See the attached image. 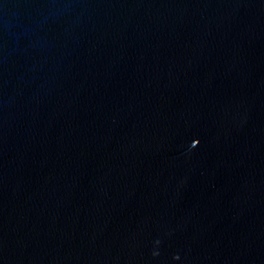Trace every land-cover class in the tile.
I'll return each instance as SVG.
<instances>
[{"label":"water","instance_id":"1","mask_svg":"<svg viewBox=\"0 0 264 264\" xmlns=\"http://www.w3.org/2000/svg\"><path fill=\"white\" fill-rule=\"evenodd\" d=\"M0 264H264V0H0Z\"/></svg>","mask_w":264,"mask_h":264},{"label":"snow or ice","instance_id":"2","mask_svg":"<svg viewBox=\"0 0 264 264\" xmlns=\"http://www.w3.org/2000/svg\"><path fill=\"white\" fill-rule=\"evenodd\" d=\"M195 141V140H194Z\"/></svg>","mask_w":264,"mask_h":264}]
</instances>
